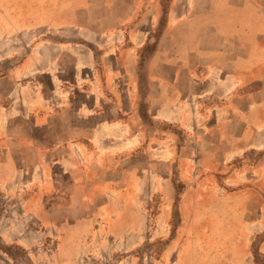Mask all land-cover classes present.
<instances>
[{
	"label": "rangeland",
	"instance_id": "374dc122",
	"mask_svg": "<svg viewBox=\"0 0 264 264\" xmlns=\"http://www.w3.org/2000/svg\"><path fill=\"white\" fill-rule=\"evenodd\" d=\"M191 3L139 0L138 18L146 15L147 26L154 12L158 18L142 60L171 31L177 13L187 20L172 33L182 34L168 42L186 62L184 79L189 69L202 78L222 61L233 63L226 72L235 81L234 104L224 99L225 114L217 119L209 111L220 100L199 98L205 121L170 124L153 119L140 102L149 154L127 164L139 175H11L15 165L1 162L0 264H264V0ZM85 5L87 0H0L5 106L13 92L7 78L43 71L56 50H40L36 42L58 41L65 27L89 23L73 19ZM200 34L224 37L226 58L206 61L194 52ZM227 83L220 85L222 93H228ZM207 85L186 83L183 89L198 94ZM3 135L0 128V142ZM159 141L172 142L169 164L153 161L152 144Z\"/></svg>",
	"mask_w": 264,
	"mask_h": 264
},
{
	"label": "crops",
	"instance_id": "0c3cea01",
	"mask_svg": "<svg viewBox=\"0 0 264 264\" xmlns=\"http://www.w3.org/2000/svg\"><path fill=\"white\" fill-rule=\"evenodd\" d=\"M87 2L89 5L81 8L84 14L73 10V19L88 18L89 23L71 31L65 27L57 33L58 41L40 37L36 42L40 50H56L43 71L22 79L7 78L13 92L6 97L9 105H4L5 99L0 101V107L4 105L0 113L4 134L0 163L15 165L11 175H139V169L134 172L127 164L138 163L149 154L140 102L145 100L153 119L162 118L170 124L190 118L205 121L199 98L220 100V105L209 111L217 119L225 114L224 99L229 105L235 102V81L226 72L229 65L234 68L233 63L222 61L202 78L189 69L184 79L186 62L177 56L179 47L169 46L168 41L180 34V30L172 33L187 19L174 14L171 31L160 35L156 47L142 60L144 49L155 38L156 13L149 17L147 26L146 15L138 18L139 0ZM191 4L193 8L194 0ZM91 10L97 11L92 14ZM134 17L138 21L129 29L126 26ZM194 46V52L210 61L226 58L229 45L222 36L200 34ZM213 72L217 78L212 77ZM225 82L230 86L228 93L220 88ZM186 83L208 85L195 94L183 89ZM163 143L152 144L157 154L153 161L169 164L174 158L172 142ZM19 163L33 167L21 170Z\"/></svg>",
	"mask_w": 264,
	"mask_h": 264
}]
</instances>
